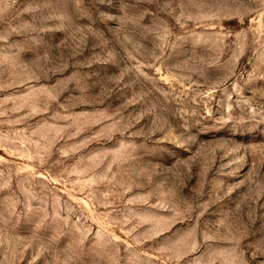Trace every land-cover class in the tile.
I'll return each mask as SVG.
<instances>
[{"label":"rangeland","instance_id":"1","mask_svg":"<svg viewBox=\"0 0 264 264\" xmlns=\"http://www.w3.org/2000/svg\"><path fill=\"white\" fill-rule=\"evenodd\" d=\"M0 264H264V0H0Z\"/></svg>","mask_w":264,"mask_h":264}]
</instances>
